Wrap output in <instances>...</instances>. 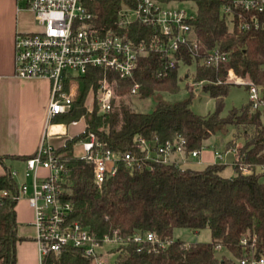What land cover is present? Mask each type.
I'll return each instance as SVG.
<instances>
[{"label":"trees","instance_id":"1","mask_svg":"<svg viewBox=\"0 0 264 264\" xmlns=\"http://www.w3.org/2000/svg\"><path fill=\"white\" fill-rule=\"evenodd\" d=\"M81 1L92 14L95 27L120 30L118 12L127 0ZM158 1L194 3L195 10L188 22L195 28L197 43H182L171 65L169 56L155 45L157 38H164L160 28L134 21L127 27L130 37L143 42L146 48L134 75L120 78L104 67H91L78 77L79 89L71 109L56 118L68 124L85 120L82 132L55 149L62 164L59 198L71 207L68 222H80L100 242L115 231L123 238L141 232L157 236V241L111 245L109 251L115 254V264H231V259L217 255V245L239 258L252 250L263 254L264 105L253 108L249 87L244 85L248 99L232 106L226 114L223 111L232 87L242 86L229 80L231 69L236 76L257 85L264 96V11L237 7L228 15L223 5L231 0ZM214 49L227 52L228 59L219 63L209 60ZM104 75L115 79V95L120 98L132 95L138 83L136 95L152 98V110H134L122 102L110 112H101L97 103L89 111L88 94L90 90L97 91ZM191 83H202L198 92L189 89ZM182 89L188 90L186 97H166ZM201 91L215 101V109L206 114L192 108ZM230 127L236 130V138L243 139L239 146L231 139L223 147L234 149L236 154L231 176L223 174L226 165L219 162L198 169L152 161L146 158L138 141L142 137L156 149L168 140L183 139L186 154L211 147L216 150V144L208 143L209 139L227 135ZM91 133L100 149L120 156L132 154L137 159L135 166L128 168L121 159L116 173L107 175L98 185L93 163L75 150ZM33 155L20 158L26 160ZM17 187L11 171L0 175V190L15 191ZM17 202L4 197L0 203V264H16V245L24 239L17 234ZM205 227L211 232V241L189 242L174 237L179 228ZM42 264H92V258L83 248L63 246L45 255Z\"/></svg>","mask_w":264,"mask_h":264},{"label":"built area","instance_id":"2","mask_svg":"<svg viewBox=\"0 0 264 264\" xmlns=\"http://www.w3.org/2000/svg\"><path fill=\"white\" fill-rule=\"evenodd\" d=\"M21 9L31 11L40 29L22 32L15 35V74L20 78H44L50 81V99L47 107V121L52 122L57 116L67 113L78 93V77L86 74L91 67H104L113 71L120 78L132 77L137 69L139 58L146 54L143 42L130 37L127 27L134 21L144 25L160 28L164 38H157L155 45L170 58L174 57L182 43H197L194 26L188 22L191 11L174 7L170 3L158 0H127L118 12L120 30H102L92 24V14L87 11L81 0H17ZM247 11H264V0H231L223 5L226 14H232L233 8ZM159 43V44H157ZM209 60L219 63L228 59L227 52L214 49ZM115 79L107 75L101 79L93 98L101 112H110L114 108ZM229 80L235 84L248 85L249 100L253 108L264 105V96L260 88L253 82L235 75L231 69ZM202 83H191L190 89L198 92ZM139 84H135L132 95H136ZM43 137L35 155L25 160L29 170L33 172L31 186L18 184L15 191L1 189L2 198L10 197L19 200L21 194L28 195V200L35 211L34 225L37 230V242L42 258L51 251H59L63 246L83 248L92 258V264H108L106 255L101 250L107 244L135 241H157L153 232L136 233L123 238L118 232L105 235L100 242L97 237L80 222H68L70 205L59 198V180L62 164L52 145ZM139 144L146 151V158L157 162L186 163L189 158H196L200 150L185 152L184 140H168L158 148L142 137ZM81 156L94 165L95 180L101 185L105 177L113 175L122 159L128 168L137 163L130 153L120 156L110 150H102L96 142L95 135L81 142ZM180 154V159L174 158ZM221 157V153L216 151ZM48 170V175L41 178L38 169ZM264 170V165L261 166ZM248 172L247 168H244ZM14 175L15 172H12ZM246 243V239L242 240ZM161 245L165 241H159ZM220 245L216 246L219 250ZM107 253V252H106ZM241 264H264V253L256 254L254 250L240 258Z\"/></svg>","mask_w":264,"mask_h":264},{"label":"crops","instance_id":"3","mask_svg":"<svg viewBox=\"0 0 264 264\" xmlns=\"http://www.w3.org/2000/svg\"><path fill=\"white\" fill-rule=\"evenodd\" d=\"M19 6L17 0H0V155L3 156V160H0V175L7 171L16 174V162L25 164V160L20 157L35 154L43 137L47 143L57 148L63 145L66 139L85 128V121L80 127L78 121L68 124L57 121V117L49 123L47 107L50 99V81L44 78L16 76L15 35L18 31H31L28 17H34L31 11ZM76 147V151L82 152L81 144ZM229 150L235 153L234 149ZM216 151L221 153L223 150H218V146L216 150L212 147L204 148L193 161L189 158L181 165L201 169L209 163H221ZM15 174L13 176L19 184ZM38 174L44 178L48 175V170L40 168ZM31 192L30 188L28 195L21 201L18 200L15 206L17 234L24 238L16 245V264H42L34 225L35 211L28 200Z\"/></svg>","mask_w":264,"mask_h":264},{"label":"rangeland","instance_id":"4","mask_svg":"<svg viewBox=\"0 0 264 264\" xmlns=\"http://www.w3.org/2000/svg\"><path fill=\"white\" fill-rule=\"evenodd\" d=\"M171 5L174 7L184 8L187 11H191V12L195 10V5L192 1L172 2ZM28 21L30 22L31 31H38L40 29L34 17H28ZM190 87H191V84H190ZM94 93L95 92L90 90L88 97H87L86 106L89 111H93L94 108H96L95 107L96 99L93 98ZM187 95H188V90L182 89L180 92L176 94H166V97L171 100H177V99L184 98ZM247 99H248V92L246 91L244 85L233 86L229 96L226 98V106L223 111V114H226L232 106L240 105L243 102H245ZM122 102L128 104L134 110L143 111V112L152 110V108L155 105V102L152 98L142 99L137 95H127V96H124V98H120L119 96L116 95L115 100H114V107L117 108ZM192 108L194 111L200 114H206L207 112L215 109V101L212 97L209 96V94H207L204 91H201L194 98L193 103H192ZM84 121L85 120L83 118L77 123L81 127L84 124ZM235 136H236V130L230 127V131L227 135H219V137H212L211 139H209V141H211L212 143L214 142L215 144H217L218 150H223L221 152V157H218V159L221 163H224L226 165L225 169L223 170V174L225 176H231L235 172L232 166L233 160L235 158V153L232 150L225 151L223 149L224 144L228 140H231V139L237 141L238 146L243 143L242 138H236ZM79 144L81 143H78L76 146H78ZM76 149L77 147H75V150ZM77 152L81 153L79 151ZM172 157L174 158L176 157L180 159L182 156L180 154H175ZM190 160L193 161L194 158H191ZM181 164L183 165L184 162H182ZM16 166H17V169L15 170H18V171L16 172L15 177L19 180V185L26 183L27 185L31 186L33 182V172L28 169L26 162L25 164L21 162H16ZM192 167L196 168V166H192ZM24 197L25 195L21 194L19 201H21ZM174 237L177 239H184L189 242H197V241L198 242H208V241H211V232L209 228L207 227L200 229V230L179 228L175 230ZM111 245L113 244H107L101 250H103L104 253L107 254L106 259L108 260V264H115V254L109 251V248ZM217 255L220 258H222L223 256H226L227 258L231 259V264H241L240 258L235 256L227 248L223 247L217 250ZM220 264H223V263L221 262Z\"/></svg>","mask_w":264,"mask_h":264}]
</instances>
